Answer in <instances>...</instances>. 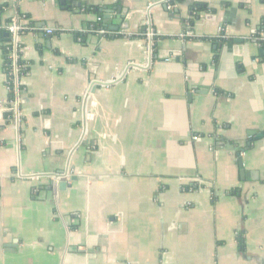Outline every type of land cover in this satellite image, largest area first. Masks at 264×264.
Returning a JSON list of instances; mask_svg holds the SVG:
<instances>
[{
  "label": "crops",
  "instance_id": "crops-1",
  "mask_svg": "<svg viewBox=\"0 0 264 264\" xmlns=\"http://www.w3.org/2000/svg\"><path fill=\"white\" fill-rule=\"evenodd\" d=\"M61 1L0 0V264H264V0Z\"/></svg>",
  "mask_w": 264,
  "mask_h": 264
},
{
  "label": "built area",
  "instance_id": "built-area-1",
  "mask_svg": "<svg viewBox=\"0 0 264 264\" xmlns=\"http://www.w3.org/2000/svg\"><path fill=\"white\" fill-rule=\"evenodd\" d=\"M26 18V16L24 14H19L17 13V15H15L12 19H11V23L9 24L8 26V29H9V32L12 36V39H13V47L15 48L14 49V54H13V63H14V66H13V76H14V85H15V95H14V98L12 101V110H13V118H18L20 117V88H21V78H20V69L21 67L19 66L18 64V60L20 59V54H19V47H20V42H19V35L20 33L24 32L25 30L28 29V26L24 25L23 24V20ZM99 34H102V35H122L124 34V31L123 30H120V31H110V30H106V29H99L97 31H95ZM46 33L48 34H52L53 33V30L52 29H46ZM191 35V33H182L181 36L183 37H186V36H189ZM148 36L150 38H153L155 36V33L153 30H151L149 33H148ZM258 37L259 39H261L262 41H264V31H259L258 32ZM27 65L24 66V68L26 67ZM10 89V87H8ZM17 120V119H16ZM195 139H198V137H194Z\"/></svg>",
  "mask_w": 264,
  "mask_h": 264
},
{
  "label": "trees",
  "instance_id": "trees-1",
  "mask_svg": "<svg viewBox=\"0 0 264 264\" xmlns=\"http://www.w3.org/2000/svg\"><path fill=\"white\" fill-rule=\"evenodd\" d=\"M182 0H173L174 3H180ZM193 7H196V8H199V9H202V8H206L207 6L204 5L203 3H195L193 5ZM85 12H94V13H97L99 18L97 21L93 22V23H89V28L92 30V31H97L99 29H106V30H110V26L107 25L104 20H103V15H102V12H101V9L99 7H96V6H86L85 7ZM264 31V24L260 27L259 31ZM146 29H144V33H145ZM143 32L141 33H138V35H142L144 34ZM79 36H82L83 34L82 33H78ZM109 36H112V35H109ZM257 36H258V33H257ZM264 42V41H263ZM5 60H6V66H8V72L10 73L9 74V87H10V95L11 97L13 98L14 95H15V85H14V76L12 75L11 71H12V61H11V56H10V50L8 51V49H5ZM25 63V61L23 60H18V64L19 66H23V64ZM28 68V67H27ZM27 68L25 67V69L22 67L23 71L21 70L20 71V74H26L27 72Z\"/></svg>",
  "mask_w": 264,
  "mask_h": 264
},
{
  "label": "water",
  "instance_id": "water-1",
  "mask_svg": "<svg viewBox=\"0 0 264 264\" xmlns=\"http://www.w3.org/2000/svg\"><path fill=\"white\" fill-rule=\"evenodd\" d=\"M61 3L63 5V7L66 8L67 1L66 0H62ZM74 5L81 7L82 6V3L79 2V1H77V2H74ZM104 10H105V15H103V18L104 19H110L112 12H110V10L108 8H106ZM118 11L120 13V16H122V18H125V12H124L125 9H123L122 7H118ZM125 27H126V25L124 24L122 28H125ZM120 28H121L120 26H114V27H112V29H114L115 31L119 30ZM47 36L49 38L51 37L50 34H48ZM239 164H240L241 168H243L244 164H243V159H242L241 155L239 156ZM61 175H63V172L62 171L59 172V176L57 177L58 179H60V181L62 179V177H60ZM60 184H61L60 186L63 189L67 187V183H65V181H61Z\"/></svg>",
  "mask_w": 264,
  "mask_h": 264
}]
</instances>
